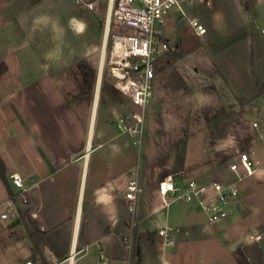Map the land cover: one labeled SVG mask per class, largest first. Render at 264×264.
Returning a JSON list of instances; mask_svg holds the SVG:
<instances>
[{"label":"crops","instance_id":"0c3cea01","mask_svg":"<svg viewBox=\"0 0 264 264\" xmlns=\"http://www.w3.org/2000/svg\"><path fill=\"white\" fill-rule=\"evenodd\" d=\"M73 1L0 0V160L13 195L12 173L30 187L27 214L44 232L40 250L45 261L99 264L102 254L107 264H264V233L232 219L234 202L229 217L215 224L208 222L196 202L170 198L162 207L157 184L142 186L133 160L123 158L119 168L116 140L94 137L93 131L89 136L90 117L81 119L66 101L59 77L49 67L54 62L40 53L34 38L35 31L47 30L55 19L64 21L61 26L68 31L85 25L78 15L68 14L65 4L69 7ZM86 1L95 6L107 3ZM238 15L240 26L245 25V14ZM171 21L175 20L166 26ZM14 32L32 54L30 64L16 53L20 49L19 42H13ZM12 51L17 54L14 62ZM34 55L41 69L28 76ZM256 145L251 151L261 166L257 176L263 178L264 131ZM229 174L226 182L232 179ZM132 178L142 191L131 215L122 196ZM9 200L0 179V204ZM165 225L179 230L172 246H164L156 234Z\"/></svg>","mask_w":264,"mask_h":264},{"label":"rangeland","instance_id":"374dc122","mask_svg":"<svg viewBox=\"0 0 264 264\" xmlns=\"http://www.w3.org/2000/svg\"><path fill=\"white\" fill-rule=\"evenodd\" d=\"M207 1L209 6L184 3L186 17L166 26L167 52L161 59L172 55L173 50L179 57L156 71L140 145H133L113 128L112 108L125 111L128 105L119 93L116 102L108 98V93L115 89L106 65L109 36L96 89L107 3L94 5L91 12L83 11L74 1L69 7L65 4L68 14L78 15L85 25L68 31L67 26H61L64 21L55 19L50 27V20L46 19L47 30L34 33L40 53L48 54L55 64L49 67L59 77L66 101L81 119H89L96 98L94 137L116 140L119 168L123 158L129 163L133 160L145 188H153L165 176L180 171L201 181H227V165L235 161V153L257 149L259 132L264 131V96H259L254 84L256 76L264 87V33L260 34L264 29V0ZM239 12L246 17L243 26L238 23ZM187 18L197 19L206 34L197 37ZM12 39L19 42L16 48L20 51L15 52L30 64L32 54L26 44L17 39L15 32ZM15 52L10 57L13 62L17 59ZM81 59L90 61L96 72L90 99L75 97L78 78L74 65ZM40 64L34 55V67L27 72L28 76L39 73ZM215 68L226 79L225 84L211 76ZM254 122L257 128L252 127ZM238 189L232 219L242 220L250 230L264 233V175L242 180ZM28 217L32 223L31 216ZM24 236L22 222L14 226L0 224V264H24L38 259Z\"/></svg>","mask_w":264,"mask_h":264},{"label":"built area","instance_id":"2783aa9c","mask_svg":"<svg viewBox=\"0 0 264 264\" xmlns=\"http://www.w3.org/2000/svg\"><path fill=\"white\" fill-rule=\"evenodd\" d=\"M80 8L94 9V3L86 0H74ZM205 3L207 0H107L105 13V37H110V46L106 58L108 74L114 88L124 97L128 109L120 111L112 108L113 128L118 134L128 137L133 145H140L144 126L148 121L149 107L152 102L156 63L167 52L166 25L170 19L175 21L185 18L184 3ZM175 14V15H174ZM187 21L197 37L206 34V29L195 18ZM264 33V29L261 30ZM253 128L257 124L252 123ZM251 150L235 153V161L227 165L232 179L228 182L211 180L203 182L188 178L184 171L165 176L157 183V193L162 207H167L170 198L186 203L196 202L206 215L210 224L227 219L230 205L239 194L238 185L242 180L255 177L261 169L259 161ZM10 185L15 189L14 198L0 204V224L7 225L18 221L20 212H27L29 188L18 173L9 176ZM141 188L136 178L130 179L122 199L131 215L135 213ZM169 197V199H168ZM16 224V225H18ZM179 232L172 226H163L156 231L164 246H172L174 234ZM259 239V237H256ZM70 258V257H69ZM99 264H107L99 254ZM70 264L69 259L66 260ZM24 264H42L39 259L28 260ZM63 264V262L56 263Z\"/></svg>","mask_w":264,"mask_h":264},{"label":"trees","instance_id":"16d2710c","mask_svg":"<svg viewBox=\"0 0 264 264\" xmlns=\"http://www.w3.org/2000/svg\"><path fill=\"white\" fill-rule=\"evenodd\" d=\"M178 57L179 56L177 55V52L173 50L172 55L168 56L166 59L162 60L160 58L161 60L159 59L156 63V71H160L161 67L168 66L171 63L175 62ZM74 71H75V75L78 78V81H77L78 91L75 97L90 99L92 95L93 86H94V80H95V73H96L95 68L93 67L90 61L86 59H81L74 65ZM211 76H214L215 78L219 79L222 84L226 83V79L216 68L214 69V72L211 73ZM254 84L256 86L258 94L259 95L263 94L264 87L260 85V82L259 80H257L256 76L254 78ZM118 93L119 92L116 89H113L110 93H108L109 100L111 102H116L119 99ZM0 179L5 184L9 197L15 201L14 195L6 183V179L4 177V167H3V163L1 160H0ZM29 219L30 218L28 217L27 212L26 213L20 212V220L23 223L24 230H25L24 237L30 241L36 256H38V259L42 262V264H48L45 261L41 253V250H40V246L42 245L43 239H44V232L40 231L35 225H33L29 221Z\"/></svg>","mask_w":264,"mask_h":264},{"label":"bare ground","instance_id":"6f19581e","mask_svg":"<svg viewBox=\"0 0 264 264\" xmlns=\"http://www.w3.org/2000/svg\"><path fill=\"white\" fill-rule=\"evenodd\" d=\"M106 29V28H105ZM105 29H104V35H103V41H102V50H101V56H100V62H99V70L102 68V59L104 56V37H105ZM98 88V87H97ZM96 95V94H95ZM95 106H96V100L93 101L91 114H90V124H89V136L92 134L93 131V123H94V113H95Z\"/></svg>","mask_w":264,"mask_h":264},{"label":"water","instance_id":"95a60500","mask_svg":"<svg viewBox=\"0 0 264 264\" xmlns=\"http://www.w3.org/2000/svg\"><path fill=\"white\" fill-rule=\"evenodd\" d=\"M101 66H102V65H101ZM100 72H101V70L98 71L97 83H96V89H97V87H98V83H99ZM95 99H96V98H94V100H95ZM16 224H18V221L13 222L11 225L14 226V225H16Z\"/></svg>","mask_w":264,"mask_h":264}]
</instances>
